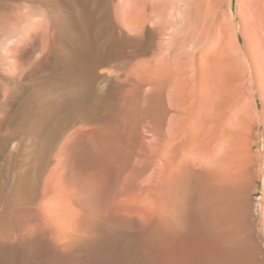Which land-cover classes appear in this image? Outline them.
Instances as JSON below:
<instances>
[{
	"label": "bare ground",
	"instance_id": "bare-ground-1",
	"mask_svg": "<svg viewBox=\"0 0 264 264\" xmlns=\"http://www.w3.org/2000/svg\"><path fill=\"white\" fill-rule=\"evenodd\" d=\"M62 1L0 0V49ZM248 1L252 81L208 31L236 30L219 0H143L134 16L119 0L124 26L170 29L169 56L68 65L62 91L0 117V264H264V0Z\"/></svg>",
	"mask_w": 264,
	"mask_h": 264
},
{
	"label": "rangeland",
	"instance_id": "rangeland-1",
	"mask_svg": "<svg viewBox=\"0 0 264 264\" xmlns=\"http://www.w3.org/2000/svg\"><path fill=\"white\" fill-rule=\"evenodd\" d=\"M102 1L97 0L94 4V11L91 12L79 0H63L58 11L42 17L40 21L37 18H31L34 21L29 19L27 23L32 22L30 24V26L33 25L32 29L27 34H14L12 46L8 50L0 49V107H4L2 112L0 110L2 113H0V117L15 118V114H17L16 117H20L22 112L30 111V109L33 111L42 97L62 91L66 84L64 81L71 76L70 66L73 64L159 63L160 59L170 55V29L169 32L168 30L160 32L156 21L147 22L140 30L124 26L116 17L115 5L119 0H115L114 3L111 1V8L107 7L106 14L96 21L103 14L100 8ZM139 2L143 3V0H132L130 16L136 15ZM219 2L222 25L227 27L229 23H232L236 30L226 33V36L223 34L224 37L219 27L208 31L217 40L222 38L220 42L224 41L226 49L238 63H244L248 81H252L249 58L258 53L260 47L254 25L250 19L249 1L219 0ZM195 13L194 7L192 18L195 17ZM168 15L170 23L169 11ZM107 16L110 17L107 18ZM192 18L188 19L183 28L194 38L195 31L191 33L193 30ZM112 23L115 25L113 32L106 33ZM92 33L101 34L98 38L100 43L98 48L91 45L92 40L89 34L92 35ZM184 35L181 33L180 37L183 38ZM187 36L186 34L184 37L187 38ZM106 41L108 45L102 47V43ZM186 50H191V43L187 45ZM197 54L194 61L196 64L202 60L200 50ZM174 62H176L175 58L172 60V63ZM203 63L205 62L203 61ZM103 88L102 83H97L96 92L100 93ZM10 97L12 98L10 99ZM259 101L261 109H264V98H259ZM259 196L261 197L260 191L255 195L256 201Z\"/></svg>",
	"mask_w": 264,
	"mask_h": 264
}]
</instances>
